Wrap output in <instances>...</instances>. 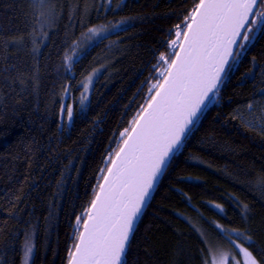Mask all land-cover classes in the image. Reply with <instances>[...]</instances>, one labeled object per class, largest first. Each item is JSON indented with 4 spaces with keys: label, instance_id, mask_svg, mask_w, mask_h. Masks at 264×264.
Returning <instances> with one entry per match:
<instances>
[{
    "label": "trees",
    "instance_id": "trees-1",
    "mask_svg": "<svg viewBox=\"0 0 264 264\" xmlns=\"http://www.w3.org/2000/svg\"><path fill=\"white\" fill-rule=\"evenodd\" d=\"M192 6L0 0V264H24L29 239V264H68L75 218L98 190L119 134L146 105L158 78L153 65ZM250 69L255 79L245 75ZM92 74L83 104L81 81ZM262 89L258 33L162 175L128 264H204L210 248H232L228 236L264 264V131L245 117L248 103L264 99ZM62 103L72 106L71 121Z\"/></svg>",
    "mask_w": 264,
    "mask_h": 264
},
{
    "label": "snow or ice",
    "instance_id": "snow-or-ice-1",
    "mask_svg": "<svg viewBox=\"0 0 264 264\" xmlns=\"http://www.w3.org/2000/svg\"><path fill=\"white\" fill-rule=\"evenodd\" d=\"M88 31L96 34L95 29ZM258 33L264 34V0H193L191 10L171 32L174 38L167 41L170 51L161 53L153 65L154 69L159 68L158 78L148 89L151 95L146 105L141 106L129 128L119 134L123 139L109 155L107 171L101 169L98 190H94L89 206L75 218L68 264H128L138 222L161 176L201 113L218 96L225 78L234 70V62ZM21 42L22 39L13 41ZM65 59L70 70L73 59ZM253 72L250 69L245 75L255 79ZM86 81H81L85 93L92 77H86ZM70 91L65 86L66 96ZM84 99L82 93L81 103ZM247 108L254 116V105L250 102ZM61 114L71 121L72 106L62 103ZM247 126L264 130V115L248 121ZM232 231L239 235L238 230ZM243 238L251 246V236ZM228 239L244 257L233 264H259L248 248L231 236ZM33 250L29 239L24 248V264H29ZM204 264H230V258L227 253L210 248Z\"/></svg>",
    "mask_w": 264,
    "mask_h": 264
},
{
    "label": "rangeland",
    "instance_id": "rangeland-1",
    "mask_svg": "<svg viewBox=\"0 0 264 264\" xmlns=\"http://www.w3.org/2000/svg\"><path fill=\"white\" fill-rule=\"evenodd\" d=\"M100 35L103 34V32L99 33ZM174 38V37H173ZM96 75V72H94ZM94 74L90 75L92 77V81L91 83L88 85V91L85 93L84 89H83V95L86 97V99L83 100V104H86L89 100L90 97V93L92 90V85L94 83ZM84 82L86 83L87 81L84 80ZM150 94V93H148ZM250 110L248 108L245 109V117H246V121H250L253 120L255 117H260L261 115H264V99L261 100L258 104H254V116L250 115ZM257 128L261 129L260 126H256ZM262 130V129H261ZM264 131V130H263ZM108 159V158H107ZM108 160L105 161V165L107 164ZM215 249V248H212ZM218 249V248H216ZM219 250L225 252L228 254L229 258H230V264H233V261H243L244 257L243 255L240 253L239 248H237L234 244H232V248L227 249V248H219Z\"/></svg>",
    "mask_w": 264,
    "mask_h": 264
},
{
    "label": "water",
    "instance_id": "water-1",
    "mask_svg": "<svg viewBox=\"0 0 264 264\" xmlns=\"http://www.w3.org/2000/svg\"><path fill=\"white\" fill-rule=\"evenodd\" d=\"M164 174V173H163ZM162 177V176H161ZM161 179V178H160ZM160 181V180H159ZM102 182V181H101ZM159 183V182H158ZM158 185V184H157ZM157 188V187H156ZM156 190V189H155ZM155 190H154V192H155ZM154 192H153V194H154ZM147 209V207L145 208V210ZM145 212V211H144ZM144 214V213H143ZM143 216V215H142ZM139 223V222H138Z\"/></svg>",
    "mask_w": 264,
    "mask_h": 264
}]
</instances>
